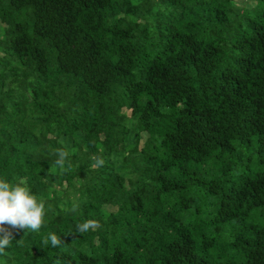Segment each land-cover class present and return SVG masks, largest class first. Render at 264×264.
Here are the masks:
<instances>
[{
	"label": "trees",
	"instance_id": "1",
	"mask_svg": "<svg viewBox=\"0 0 264 264\" xmlns=\"http://www.w3.org/2000/svg\"><path fill=\"white\" fill-rule=\"evenodd\" d=\"M0 264H264V0H0Z\"/></svg>",
	"mask_w": 264,
	"mask_h": 264
},
{
	"label": "rangeland",
	"instance_id": "2",
	"mask_svg": "<svg viewBox=\"0 0 264 264\" xmlns=\"http://www.w3.org/2000/svg\"><path fill=\"white\" fill-rule=\"evenodd\" d=\"M107 210H112L111 208H107Z\"/></svg>",
	"mask_w": 264,
	"mask_h": 264
}]
</instances>
